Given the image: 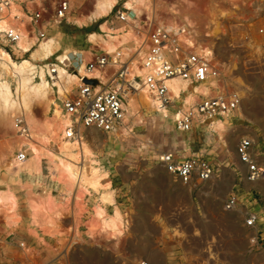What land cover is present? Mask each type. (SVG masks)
I'll return each instance as SVG.
<instances>
[{"label": "rangeland", "instance_id": "1", "mask_svg": "<svg viewBox=\"0 0 264 264\" xmlns=\"http://www.w3.org/2000/svg\"><path fill=\"white\" fill-rule=\"evenodd\" d=\"M91 1L73 0L76 7L73 16L84 14ZM145 3L153 8L152 22L160 17L167 20L176 11L180 18L195 22L198 36L207 31L204 28L211 17L225 7V0H147ZM79 5L82 10L77 11ZM110 21L112 17L84 28L69 23L55 30L60 44L58 53L70 51L66 70L75 71L81 62L85 66L93 58L96 50H91L87 35L97 31L102 22L111 27L118 25ZM149 28L145 27L147 32ZM220 31L212 38L216 67L220 65L227 71L229 90L239 94L238 85L247 86L251 82L248 50L252 47L248 42L261 41L264 37V0H243L221 21ZM195 35V41L199 42ZM55 55L43 63H54ZM135 104L128 115L123 111L120 127L123 132L120 128L113 134L98 132L94 134L98 142L87 141L92 150L88 160H74L53 145L36 141L32 142L33 151L22 143L23 135H17L15 120L11 124L0 119V264H139L145 261L140 257L145 251L138 243L140 234L155 228L163 229L164 234L177 241L174 247L168 245L171 259L158 260L155 264H263L260 253L250 245L254 233L243 226L244 211L223 209L228 194L236 191L243 205L256 207L261 219L264 217V181L248 184L249 191L235 181L243 171L225 150L228 128L222 135L225 143L219 141L224 148L217 151V136L207 130V123L197 122L190 131L181 132L173 123L174 114H178L174 107H166L167 113L161 117L149 107ZM43 111L42 106L33 109L38 125L47 118ZM230 116L224 119L229 120ZM89 135L88 131L83 134ZM24 150L27 157L19 162L16 157ZM163 153H173L179 159L204 158L214 166L215 173L196 188L184 186L158 164L157 159ZM221 162L230 170L220 171ZM258 163L264 167V162ZM75 173L87 180L93 175L98 177L97 191L88 190L85 194L83 188L76 187V181L72 182ZM72 194L80 199L87 197L109 203L110 213L100 209L101 218L109 220L117 215L118 222L124 225L118 236L98 234L94 218L75 221L72 225L59 219H45V214L51 211L52 197ZM99 195H107L109 202L101 201ZM152 210L160 211L162 218L150 219L146 212ZM47 225L56 229L49 239L43 235ZM121 239H133L135 246L127 247L131 257L117 263L108 251L127 246Z\"/></svg>", "mask_w": 264, "mask_h": 264}, {"label": "built area", "instance_id": "2", "mask_svg": "<svg viewBox=\"0 0 264 264\" xmlns=\"http://www.w3.org/2000/svg\"><path fill=\"white\" fill-rule=\"evenodd\" d=\"M124 2L125 0H117L105 19L112 17L110 23L125 22L127 15L132 12L123 8ZM77 8V11L82 10L81 5ZM75 9H71V0H0V24L5 22L7 26V30L0 31V46L13 60L28 56L29 53L19 55L14 49L20 38L35 37L37 41L47 39L56 29L69 24L67 20L73 17ZM145 23L146 16L142 14L137 24L133 26L135 37L140 38L142 33H145ZM20 26L23 28V34L19 30ZM184 29L195 35L198 27L195 22L180 18L178 14L170 15L167 20L160 17L152 22L145 34L146 49L143 58V66L151 69L152 74L147 75L144 80L130 76L136 53L124 55L117 50L105 55L96 50L94 57L85 63V69L90 72L101 71L103 73L101 80L82 79L80 84L60 101L62 113L69 120V125L65 128V139L72 141L87 131L115 133L123 121V100L128 94L136 93L144 86H147L148 91L160 101L162 107H174L178 112L183 110V98L194 86H207L212 78L218 80L217 90L210 89V94L198 96L193 108L183 111L179 119H174L175 128L181 132H188L196 125L194 117L202 120L201 125H205L233 112L241 99L237 97L235 91L229 90L227 71L220 65L213 68L211 61L197 55L193 48L184 45L181 41V31ZM211 52L215 55L214 48ZM170 79L188 83L187 91L180 93L173 101L167 96L166 82ZM97 85L98 90L95 89ZM22 125L21 118L16 119L15 128L18 135L27 134L25 129L21 128ZM252 149V142L247 138H241L236 145L235 153L238 162L245 169L242 173L243 178L249 183H256L264 181V167L254 158ZM26 157L25 151H19L16 159L21 162ZM157 162L179 183L193 188L208 182L215 173L214 166L204 158L179 159L173 153H163ZM239 198L240 195L236 191L228 194L223 209L226 212L237 209L244 211L243 226L254 233L250 245L260 253L264 264V217L261 219L256 207L243 205ZM139 264L147 262L141 261Z\"/></svg>", "mask_w": 264, "mask_h": 264}, {"label": "bare ground", "instance_id": "3", "mask_svg": "<svg viewBox=\"0 0 264 264\" xmlns=\"http://www.w3.org/2000/svg\"><path fill=\"white\" fill-rule=\"evenodd\" d=\"M146 1L125 0L123 8L132 12L127 15L125 22H116L115 24L118 23L119 26L114 27L108 26L106 22H102L97 26V31L87 35V41L93 51L99 50L105 55L112 54L117 50L124 55L132 52L136 53L132 61L130 76L140 78L141 80H144L147 75H151L152 70L143 66L146 49L145 35L140 36V38L135 37L133 26L136 25V22L142 14L146 16L145 27H149L150 23L154 20L155 14L153 8L150 3L149 5L145 3ZM242 1L225 0V7L218 10L211 17L207 27L204 28L207 31L202 36L195 35L200 42L195 41L194 35H191L185 29L182 30V43L189 48H193L197 55L211 61L212 67L217 68L216 57L211 52L213 49L212 38L220 34L221 21L226 16H230ZM116 2L117 0H92L84 14L80 12L81 14L68 18L67 22L72 23L78 28H84L90 23H96L98 20L105 19ZM71 9H74L73 0H71ZM172 14L175 15L177 13L173 11ZM6 27L5 22H2L0 24V31L7 30ZM171 27L174 26L171 25ZM147 29H144V32H147ZM19 30L23 34V28L21 26ZM131 41L132 44L130 43ZM130 44L131 46L127 47ZM32 47L35 48L32 49ZM14 49L17 50L19 55H22L20 52L24 54L29 53V55L27 58L20 57L21 59L15 61L11 59L2 47L0 48V119H5L12 124L14 120L16 121L17 118H21V122H24H22L24 125L21 128H24L28 134L26 136L25 134H22L23 136L19 135L21 136L20 139L23 144L27 145L33 151L34 146L32 142L36 141L41 144H51L57 150L70 154L74 160H88L92 155V150L87 144V141L98 142V137L94 136L98 132L88 131L90 133L89 137L81 134L77 139L72 141L66 140L65 128L69 125V120L66 115H63L60 104L58 105L56 100H64L72 89L80 84L82 79L101 80L103 73L99 70L87 71L83 62L77 66L75 71L70 72L66 70L65 68L70 62V51L63 50L58 53L60 44L54 34L41 41H37L35 37L28 39L23 36L14 45ZM53 55H55L54 63H43ZM38 63L41 64L37 65ZM52 69L53 71H51ZM187 85V82H182L178 79L168 80L166 82L168 89L167 96L171 101L172 99H177L180 93L187 91ZM98 88L99 86L97 85L95 89L98 90ZM218 88V80L213 78L207 86H194L192 91L187 93L183 98V110L178 111V114H174L176 120L181 117L183 111L194 107L195 100L198 96L208 95L210 94V89L217 90ZM48 96L49 98L47 99ZM137 102L149 107L152 111L160 113L161 117H165L167 113L166 107H162L160 101L148 91L147 86L142 87L135 94H128L123 100L122 108L126 115L133 111L136 105L135 103ZM35 106H42L44 109L43 113L47 116L46 119L44 118L42 125H38L33 116ZM234 111L207 123V130L213 132L221 143H225L222 141V135L227 128V120L224 118H228ZM201 121L194 117L195 124ZM14 129H16L15 124ZM17 131L16 129L18 135ZM123 131V128H120V132ZM73 177L72 182L76 181V187L83 188L85 194L88 193V190L96 192L100 185L98 177L95 175L88 180L82 174L77 175L75 173ZM99 199L109 202L107 195H99ZM101 215V210L97 209L94 219L98 234L117 237L124 228V225L118 222L117 215H113L109 220H103Z\"/></svg>", "mask_w": 264, "mask_h": 264}, {"label": "crops", "instance_id": "4", "mask_svg": "<svg viewBox=\"0 0 264 264\" xmlns=\"http://www.w3.org/2000/svg\"><path fill=\"white\" fill-rule=\"evenodd\" d=\"M260 33H263V31ZM248 43L252 47V49L248 50L252 66L250 72L251 82L247 86L238 85L237 87L241 102L226 122L228 130L224 137L227 143V148H225V150L228 154L231 153V155H233L236 164L239 165L243 171L241 173H244L245 169L238 162L235 153L236 145L241 138H247L252 142L254 158L257 159L258 162H264V37L261 38V41L250 40ZM228 58V55L224 57L226 61ZM215 141L217 151L223 150L224 147L220 144L219 140L216 138ZM218 165L220 171L224 172L230 170L223 162ZM235 181L238 184L241 183L243 187H249L248 184H253L247 182L243 176H241L240 179H235ZM247 189V191L250 190L249 188ZM50 208L51 211L49 210V213L45 214V219H59L60 221H65L72 225L75 221H85L94 218L97 209L110 213L111 205L109 203H102L99 200L96 201L94 198H76L72 194L65 197H52L50 199ZM146 214L153 220L162 218V213L160 211L152 210L146 212ZM55 230L53 226L47 225L43 235H45V238L49 239L51 236L55 235ZM170 237L171 238H169L167 234H164L161 228L147 229L145 233L144 231L141 232L138 243L142 247H145V251L143 250L144 252H141L140 257L145 259L148 264H155L156 261L162 259H171L170 254H168L170 253L168 245L174 247L177 241L172 236ZM123 241L127 243V246L116 251H108L109 256L114 257L113 261L115 260L117 263L120 262V260L122 261V259H127L132 256V252L129 251L130 249H127V247L129 245L133 246L135 241L133 239H124Z\"/></svg>", "mask_w": 264, "mask_h": 264}]
</instances>
